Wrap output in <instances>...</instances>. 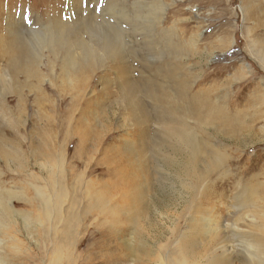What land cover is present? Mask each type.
I'll return each instance as SVG.
<instances>
[{"label": "rangeland", "instance_id": "1", "mask_svg": "<svg viewBox=\"0 0 264 264\" xmlns=\"http://www.w3.org/2000/svg\"><path fill=\"white\" fill-rule=\"evenodd\" d=\"M15 1L17 2L13 6L17 4V7H20L12 11L10 20H4V15L1 17L2 39L8 37L14 30L12 20L29 28L31 20L38 19L40 15H49L51 12H47L46 6L51 2L54 3L53 0H48L45 5L39 6L41 3L35 4L31 0L30 2ZM72 1L64 0L59 8L58 17H61L64 23L70 20L67 4ZM106 1L108 0L101 2L98 0L95 6L91 4V9H88L91 16L98 15ZM136 1L150 0H129L131 10ZM158 2L165 9L164 15L170 17L169 23L172 29L181 34L179 27L185 25L187 30L185 38L193 45L195 55L191 58L189 56L184 63L190 97L198 95L201 100L207 98L214 106L225 111L227 116L237 121L238 129L232 131L222 128L221 125L212 124L202 125L199 128L195 126L196 123L189 114L184 118L189 126L197 129V132L202 129L203 136L210 140L209 144L214 151L224 158L226 163L222 170L215 175H208L203 182L198 177V173H202L203 166L196 168L194 175L191 176L189 169L186 170L188 163L185 154L181 153L182 151L174 152L172 146L163 141L162 134L157 135L156 138L152 135L153 128L157 126L148 125V133L142 132L141 128H133L127 119L128 111L125 104L119 103L114 94L117 91L115 75L111 70L100 69L95 71L90 79L85 95H89V91L97 95L104 87L107 89L106 93L104 92L103 96L98 94V97L93 98L95 101L92 99L86 105L75 107L76 109L72 111L71 126L61 131H56L53 125L62 118L60 110L69 107L66 106L67 103L60 105L61 108L57 105L61 100L68 99L66 96L63 98L55 96L53 88L48 87V83H44V87H47L45 92L49 94V102H43L40 106L34 103V94L26 90H24L25 97L23 96L20 102L12 95H7L5 101L0 100V121L2 120L7 126L3 127L0 124V136L6 140L4 144L0 140V183L2 184L0 187L16 193L18 198L11 202L16 210L26 214L34 223L35 218L38 219L41 215V222L45 223L42 221L45 218L44 213L48 216L51 214L49 209L44 211L45 207L49 206L46 201L49 183H53L61 175L65 190L70 189V197H75L82 205V215L73 226L78 234L73 250L74 258L79 257L78 264H82L88 252L92 251V254L98 255L106 243L108 248H111L112 254H108L109 258L103 263L100 262L102 264H192L190 262L192 257L197 258L194 264H202L204 258L209 255V251H204L209 249L208 244L215 237L207 236V229L199 225L194 229L188 227L187 222L192 220L188 210L193 202L199 205L203 202V205H200L201 212L194 217L200 225L208 223L203 216L205 210L209 217H215L218 223L216 225H228L220 229L221 233L218 232L216 239L224 240L223 243L227 242L228 250L232 253L230 263L247 264L245 256L247 253L240 247L238 236L252 234L261 236L263 239L261 245L264 246V230L262 232L252 228L250 230L246 226V224L262 226L263 222L260 218L264 212V200H262L264 199V68L254 55L262 48L257 40H264V29L262 24L258 25L257 14L254 12L252 15V7H258L261 0H158ZM2 3L5 4V8H9L6 2ZM84 3L88 4L85 1ZM33 5H36L34 9ZM32 12V19H29ZM178 12L180 16L177 15ZM129 40L126 43L130 47L138 44L137 36L134 40ZM55 72L57 71L54 70L53 73ZM0 73H2L0 76L7 75L1 60ZM43 73L47 75L45 71ZM90 97L93 95L90 94ZM173 105L177 109L172 115L177 119L178 114L182 115L184 110L179 103ZM66 113L63 109L62 114ZM78 127L82 130L91 129L95 135L92 141H87L86 153L77 151L79 139L78 136H73L65 148L64 155H60L59 151L63 148L65 137H69ZM155 139L159 146L152 154ZM41 140L48 142V146L42 149L43 160H37L34 146L29 144ZM97 142L99 144H96ZM94 145L98 147V151L91 150ZM156 158L161 162L157 163ZM158 166L160 168H157ZM121 168L125 173L121 176L126 177L121 191L123 195L131 190L127 185L129 181L137 186L145 184L148 191L141 200L139 199L140 201L137 200V207L133 209L136 213L135 219L131 223L118 215L117 210L106 214L107 205L116 202L111 192L93 191L99 181L115 180L116 174L113 171ZM197 178L199 182L201 181L198 185L201 189L213 183L211 187L213 197L196 198V195L188 191L189 189H183L184 185L191 181L197 182ZM87 185L88 189H86ZM249 185L259 188L260 195L252 200L257 207L256 218L252 213L242 215L245 212L240 211L242 207L236 202V198L241 193L240 188ZM88 198L99 202V205L85 211L84 206ZM127 201L132 204L131 201ZM67 202L69 198L64 203ZM91 215L97 216L96 222L92 221ZM119 216L122 225L118 223L117 228L120 230L119 224L122 226L121 241L113 233L116 232ZM34 223L30 228L41 230V227H36ZM8 224L9 231H12V235L18 239L19 244H14L23 246L24 248H21L27 250V255L34 256V261L41 264L40 260L35 258L37 240L29 235L30 228H23L20 220H9ZM234 224L238 225L236 229L239 230L233 226L234 229L231 228ZM188 233H193L194 236L190 238ZM122 241L126 242L125 245H130L135 252L133 253L129 247L128 253V249L121 244ZM188 244H191V247L187 246L189 249L186 251L185 246ZM179 246L181 247L177 248ZM216 248L218 246H214L211 251L214 253ZM23 251L20 250V253ZM190 251L193 252L191 256H189ZM27 255L23 256L28 258ZM41 257L46 259L42 255ZM44 262L48 264L47 260Z\"/></svg>", "mask_w": 264, "mask_h": 264}, {"label": "bare ground", "instance_id": "2", "mask_svg": "<svg viewBox=\"0 0 264 264\" xmlns=\"http://www.w3.org/2000/svg\"><path fill=\"white\" fill-rule=\"evenodd\" d=\"M3 1L8 4V9L5 8ZM31 1L35 4L41 3L39 6H43L48 0ZM53 1L54 3L51 2L46 6L47 12H51L49 15H40L38 19L31 20L29 28L12 20L14 21V30L9 33L8 37L3 39L0 37V60L7 70V75L0 76V100L5 101L7 95H12L16 101L20 102L23 99L24 90H26L34 94V103L40 106L43 102H49V94L45 92L47 87H44V83H48V87L53 88L55 96L58 98L66 96L68 99H63L58 103V107L67 103L66 106L69 108L63 107L60 110L61 120L55 125L52 124L56 131H61L65 127L71 126L72 111L75 107L90 103V100L103 96L107 90L104 87L100 93H97L98 96L91 91L89 93L93 97H90V94L85 95L95 71L111 70L116 78L117 91L114 94L119 103L125 104L128 111L127 119L133 128H141L142 132L148 133V125L149 127L151 124L157 126V128H153L152 135H155L156 138L157 135L162 134L163 141L170 144L174 152L182 151L181 153L185 154L188 163L186 170L189 169L191 176L194 175L196 168L203 166L202 173H198L199 179L203 182L208 178V175H215L222 170L226 163L224 158L214 151L209 144L210 140L203 136L202 129L197 132V129L189 126L184 118L189 114L195 121V126L199 128L202 125L212 124L221 125L222 128L234 131L238 129V124L234 118L227 116L225 111L214 106L207 98L201 100L198 95L190 97L184 63L189 59V56L193 57L195 52L193 45L189 44L185 38L187 34L185 25L182 24L179 27L181 22L179 21L178 27L182 31L181 34L172 29L169 23L170 17L164 15L165 9L158 0L136 1L132 10L129 0H108L103 8H100L102 11L94 16H91L89 10L90 6L98 4V0H73L67 4L70 20L65 23L62 21L63 19H60L61 17H58L60 15L59 8L64 0ZM84 1L88 4H85ZM16 2L15 0H0V20L3 15L4 20H10L12 11L18 10L20 7H17V4L13 6ZM81 5L83 8H78V6L82 7ZM35 7L36 5L32 6L33 9ZM77 9L78 11H76ZM252 9V15L254 12L257 14L258 25L262 24L264 29V0H261L258 7H252ZM179 14L180 12L177 13V15ZM32 16L33 12L29 15V19H32ZM136 36L138 44L130 47L126 43L127 40H134ZM257 42L262 48L254 55L264 68V40L258 39ZM107 64L109 65L106 66ZM54 70L57 72L53 73ZM44 71L47 75L43 73ZM175 103H179L184 110L182 115L178 114L177 119L172 115L177 109L173 105ZM63 109L66 110V114H62ZM81 112L83 113V110ZM0 122L3 127H7L2 120ZM127 135L129 136V134ZM73 136H78L79 139L77 151L86 153L87 141H92L95 135L91 129L82 130L78 127L69 137H65L63 148L59 151L60 155H64L65 148ZM0 140L3 144L6 143L2 136H0ZM29 146H34L33 150L37 160H43L42 149L47 148L48 142L45 140L32 141ZM158 146L159 143L153 141L152 154L155 153ZM91 150L98 151V147L94 145ZM156 162L160 163L161 161L156 158ZM113 172L116 174L115 180L99 181L93 191L111 192L116 202L107 205L106 214L117 210L118 215L123 217L126 222L131 223L135 219L136 213L133 209L137 207V200H141L148 192L146 185L137 186L129 181L127 185L131 190L123 195L121 191L124 188L126 177L121 175L125 173L122 168ZM157 175L159 176V174ZM199 179L197 178L195 183L191 181L184 185L183 189H189L188 191L196 195V198L213 197L214 193L211 190L213 183L211 182V185L206 183L207 186L201 189L198 186L201 183ZM63 182L62 176L59 175L57 180L49 183V192L46 197L49 206L45 207L44 211L49 209L51 214L48 216L44 213L45 218L42 221L45 223L41 222V215L38 219L35 218L34 223L26 214L16 210L11 203L13 199L18 198L16 193L0 187V264H39L34 261V256L27 255L28 252L22 249L23 246L16 245L19 244L18 239L12 235V231H9V220H20L25 229L30 228L33 223L36 227H41V230L34 227L28 230L29 235L34 236V239L37 240L35 242L37 247L35 258H38L41 264L45 263L44 260H47L48 264H78L79 257L74 258L75 254H73L78 234L73 226L82 215V205L75 197H70V189L66 191L62 185ZM0 185L2 184L0 183ZM88 187L87 185L86 189ZM258 189L254 185L240 188L241 193L236 198V202L242 207L240 211L244 210L245 212L242 215L252 213V216L256 218L257 207L252 200L260 195ZM22 193L20 192V194ZM128 195L131 197H127ZM68 198L69 202L65 204L64 202ZM127 200L132 204L130 205ZM96 205H99V202L88 198L84 206L85 211ZM200 205L195 202L191 203L188 212L191 213L192 220L187 222L188 227L194 229L199 225L207 229V236L215 237L209 242V249L204 251H209V255L204 258L202 264H231L232 253L228 250L227 242L223 243L224 240L216 239L218 232L221 233L220 229L222 230L228 225H216L218 223L215 217H209L205 209L203 216L208 223L200 225L194 218L201 212ZM123 206L125 208L122 209ZM120 216L116 223V232H113L119 240L122 229ZM91 217L92 221L96 222L97 216L91 215ZM260 221L263 222L262 226L254 224H246V226L250 230L252 228L262 232L264 230V212ZM118 223L121 224H119L120 230L117 228ZM232 226L235 229L238 228L237 224L231 225V228L234 229ZM188 236L191 238L194 234L188 233ZM238 240L240 247L246 250L247 264H264V246L261 245L263 240L261 236L241 235L238 236ZM121 244L128 249V253L130 248L133 253L135 252L130 245H125L126 242L122 241ZM187 246L191 247V244L185 246L186 251L189 249ZM214 246H218V248L213 253L211 250ZM20 250H24L23 253H20ZM24 254L28 258L24 257ZM108 254H112V250L106 243L98 255L92 254V251L88 252L82 260V264H102L109 258ZM192 254L193 252L190 251L189 256ZM52 257L54 258L52 259ZM196 261L197 258L192 257L190 262L194 264Z\"/></svg>", "mask_w": 264, "mask_h": 264}]
</instances>
